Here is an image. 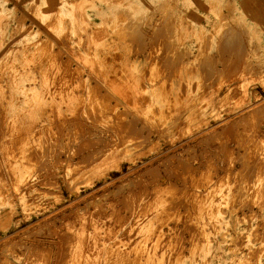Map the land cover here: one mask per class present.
<instances>
[{
    "label": "rangeland",
    "instance_id": "1",
    "mask_svg": "<svg viewBox=\"0 0 264 264\" xmlns=\"http://www.w3.org/2000/svg\"><path fill=\"white\" fill-rule=\"evenodd\" d=\"M0 122V264H264V0H0Z\"/></svg>",
    "mask_w": 264,
    "mask_h": 264
},
{
    "label": "bare ground",
    "instance_id": "2",
    "mask_svg": "<svg viewBox=\"0 0 264 264\" xmlns=\"http://www.w3.org/2000/svg\"><path fill=\"white\" fill-rule=\"evenodd\" d=\"M177 2V1H176ZM162 3H164V2H162ZM161 4V3H160ZM231 5H232V3H231ZM166 6V5H165ZM161 8V7H160ZM31 10V9H30ZM126 10V9H125ZM124 10V11H125ZM127 11V10H126ZM158 11V10H157ZM163 11V10H162ZM161 12V11H160ZM128 13V12H127ZM128 15V14H127ZM168 15V14H167ZM221 15H222V13H221ZM165 16V15H164ZM132 18V17H131ZM146 21V20H145ZM163 21V20H162ZM165 21V20H164ZM166 22V21H165ZM174 22V21H173ZM168 23V22H167ZM155 24V23H154ZM162 24V23H161ZM234 24V23H233ZM174 25V24H173ZM173 25H171V27L173 26ZM148 26V25H147ZM240 27V26H239ZM150 28V27H149ZM170 28V27H169ZM139 29V28H138ZM159 30V29H158ZM230 30V29H229ZM173 31V30H172ZM242 31V30H241ZM138 32H139V30H138ZM226 32V31H225ZM134 33V32H133ZM228 33V32H227ZM229 33H231V32H229ZM240 33V32H239ZM141 34V33H140ZM226 34V33H225ZM238 34V33H237ZM171 35V34H170ZM224 35V34H223ZM227 35V34H226ZM141 36V35H140ZM238 36H239V34H238ZM207 37H209V36H207ZM219 37H220V35H219ZM227 37V36H226ZM226 37H224V38H226ZM139 38V37H138ZM160 38V37H159ZM238 38V37H237ZM162 39V38H161ZM219 39V38H218ZM152 40V39H151ZM154 40V39H153ZM230 40V39H229ZM246 40V39H245ZM207 41V40H206ZM138 42V41H137ZM141 42V41H140ZM143 42V41H142ZM217 43V42H216ZM226 43H227V41H226ZM229 43V42H228ZM154 45V44H153ZM223 45V44H222ZM221 45V46H222ZM236 45V44H235ZM64 46H65V44H64ZM144 46V45H143ZM219 46V45H218ZM140 47V46H139ZM170 47V46H169ZM224 47V46H223ZM234 47V46H233ZM244 47V46H243ZM58 48V47H57ZM140 48H142V47H140ZM226 48V47H225ZM241 48V47H240ZM252 48V47H251ZM139 49V48H138ZM146 49V48H145ZM234 49V48H233ZM244 49V48H243ZM208 50V49H207ZM227 50V49H226ZM240 50V49H239ZM242 50V49H241ZM141 50H139V52H140ZM143 51V50H142ZM168 51V50H167ZM231 51H232V49H231ZM238 51V50H237ZM54 52V51H53ZM134 52V51H133ZM241 52V51H240ZM163 54H164V52H162ZM220 53V52H219ZM221 54V53H220ZM219 54V55H220ZM228 54V53H227ZM231 54H232V52H231ZM241 54V53H240ZM161 55V54H160ZM216 55V54H215ZM222 55V54H221ZM242 55V54H241ZM188 56V55H187ZM229 56V55H228ZM145 57V56H144ZM148 57V56H147ZM221 57V56H220ZM223 57V56H222ZM67 58V57H66ZM160 58V57H159ZM180 59V58H179ZM212 60L213 61H215L214 60V58H212ZM234 60V59H233ZM65 61V60H64ZM207 61V60H206ZM239 61H241V60H239ZM62 62V61H61ZM205 62V61H204ZM236 62V61H235ZM54 63V62H53ZM160 63V62H159ZM213 63V62H212ZM232 63H234V62H232ZM240 63V62H239ZM167 64V63H166ZM177 64V63H176ZM200 65V64H199ZM231 65V64H230ZM229 65V66H230ZM167 66V65H166ZM176 66V65H175ZM174 66V67H175ZM186 66V65H185ZM205 66V65H204ZM209 66V65H208ZM165 67V66H164ZM172 67V66H171ZM216 67V66H215ZM233 67V65L232 66H230V68H232ZM252 67V66H251ZM115 68V67H114ZM162 68V67H161ZM174 69V68H173ZM205 69V68H204ZM222 69V68H221ZM38 70V69H37ZM172 70V69H171ZM216 70H217V68H216ZM220 70V69H219ZM228 70V69H227ZM239 70V69H238ZM247 70V69H246ZM230 71V70H229ZM235 71H237V70H235ZM200 72V71H199ZM206 72V71H205ZM234 72V71H233ZM146 73H148V72H146ZM145 73V74H146ZM217 73H219V72H217ZM230 73V72H229ZM229 73H228V75H229ZM254 74V73H253ZM206 75V74H205ZM208 75V74H207ZM211 75H212V73H211ZM234 75V74H233ZM146 76H148V75H146ZM80 77H81V75H80ZM170 77V76H169ZM225 77V76H224ZM227 77V76H226ZM231 77V76H230ZM206 78V77H205ZM94 79V78H93ZM229 79V78H228ZM203 80V79H202ZM78 81V80H77ZM216 80H214V82H215ZM205 82H206V80H205ZM155 83V82H154ZM216 83V82H215ZM223 83V82H222ZM141 84V83H140ZM160 84V83H159ZM211 84V83H210ZM213 85V84H212ZM205 86V85H204ZM167 87H168V85H167ZM211 87V86H210ZM101 88V87H100ZM183 89H184V87H182ZM208 89V88H207ZM194 90V89H193ZM205 90H206V88H205ZM204 90V91H205ZM216 91V90H215ZM7 92V91H6ZM194 92V91H193ZM77 93V92H76ZM217 93V92H216ZM91 94V93H90ZM232 96V95H231ZM112 98V97H111ZM230 98V97H229ZM114 99V98H113ZM111 100V99H110ZM123 100V99H122ZM129 102V101H128ZM110 103V102H109ZM259 103V102H258ZM262 103V102H261ZM95 104V103H94ZM109 105V104H108ZM113 105V104H112ZM117 105V104H116ZM252 105V104H251ZM86 107V106H85ZM256 107V106H255ZM261 107V106H260ZM248 109V108H247ZM246 109V110H247ZM87 110V109H86ZM245 110V109H244ZM245 110V111H246ZM95 111V110H94ZM89 112H91V111H89ZM117 112V111H116ZM252 112V111H251ZM88 113V112H87ZM123 113H125V112H123ZM248 113V112H247ZM241 114V113H240ZM78 115V114H77ZM123 115V114H122ZM121 115V116H122ZM126 115H128V114H126ZM125 115V117H127ZM235 115V114H234ZM259 115V114H258ZM262 116V115H261ZM260 116V117H261ZM103 117V116H102ZM124 117V116H123ZM263 117V116H262ZM84 118V117H83ZM95 118H97V116L95 117ZM142 118V117H141ZM81 119V118H80ZM89 119H90V117H89ZM132 119V118H131ZM140 119V118H139ZM241 119H242V117H241ZM245 119V118H244ZM261 119V118H260ZM259 119V120H260ZM99 120V119H98ZM123 120V119H122ZM133 120V119H132ZM235 120V119H234ZM111 121V120H110ZM128 121H130V120H128ZM139 121V120H138ZM238 121V120H237ZM69 122H70V120H69ZM83 122V121H82ZM116 122V121H115ZM124 122V121H123ZM135 122V121H134ZM231 122H232V120H231ZM245 122H248V120L246 119V121ZM1 123V122H0ZM78 123V122H77ZM128 123V122H127ZM141 123V122H140ZM229 123V122H228ZM239 123V122H238ZM81 124V123H80ZM120 124V123H119ZM131 124H132V122H131ZM142 124V123H141ZM244 124V123H243ZM264 124V123H263ZM129 125V124H128ZM62 126V125H61ZM94 126V125H93ZM218 126V125H217ZM236 126V125H235ZM63 127V126H62ZM61 127V128H62ZM83 127V126H82ZM81 127V128H82ZM121 127V126H120ZM131 127V126H130ZM72 128V127H71ZM84 128V127H83ZM132 128H133V125H132ZM141 128H143V127H141ZM145 128H146V126H145ZM225 128V127H224ZM237 128V127H236ZM131 129V128H130ZM129 129V130H130ZM133 129H135V128H133ZM138 129V128H137ZM238 129V128H237ZM61 130V129H60ZM64 130V129H63ZM83 130V129H82ZM139 130V129H138ZM138 130H135V131H138ZM152 130H154V129H152ZM206 130H208V129H206ZM211 130V129H210ZM213 130V129H212ZM224 130V129H223ZM228 130V129H227ZM250 130V129H249ZM255 130V129H254ZM86 131V130H85ZM100 131V130H99ZM160 131V130H159ZM162 131V130H161ZM62 132V131H61ZM150 132V131H149ZM202 132V131H201ZM225 132H226V130H225ZM233 132V131H232ZM235 132V131H234ZM238 132V131H237ZM251 132V131H250ZM69 133V132H68ZM67 133V134H68ZM203 133V132H202ZM215 133V132H214ZM58 134V133H57ZM64 134V133H63ZM79 134V133H78ZM137 134V133H136ZM163 134V133H162ZM211 134H212V132H211ZM217 134V133H216ZM232 134V133H231ZM252 134V133H251ZM84 135V134H83ZM199 135V134H198ZM221 135H222V133H221ZM254 135V134H253ZM51 136V135H50ZM66 136H68V135H66ZM231 136V135H230ZM72 137V136H71ZM75 137V136H74ZM196 137V136H195ZM212 137V136H211ZM232 137V136H231ZM63 138V137H62ZM215 138V137H214ZM87 139V138H86ZM191 139V138H190ZM62 140V139H61ZM79 140V139H78ZM82 140V139H81ZM98 140V139H97ZM221 140V139H220ZM248 140H249V138H248ZM85 141V140H84ZM89 141V140H88ZM99 141V140H98ZM187 141V140H186ZM185 141V142H186ZM189 141V140H188ZM200 141V140H199ZM256 141V140H255ZM102 142V141H101ZM209 142V141H208ZM220 142V141H219ZM227 142V141H226ZM54 143V142H53ZM90 143V142H89ZM92 144H93V142H91ZM255 143V142H254ZM27 144V143H26ZM65 144V143H64ZM81 144V143H80ZM181 144V143H180ZM184 144V143H183ZM208 143H206V145H207ZM52 145V144H51ZM82 145V144H81ZM94 145V144H93ZM197 145H198V143H197ZM260 145V144H259ZM48 146V145H47ZM54 146V145H53ZM78 146H79V144H78ZM84 146V145H83ZM88 146V145H87ZM86 146V147H87ZM90 146V145H89ZM176 146V145H175ZM81 147V146H80ZM91 147V146H90ZM93 147V146H92ZM91 147V148H92ZM190 147V146H189ZM39 149V148H38ZM101 149H102V147H101ZM188 149V148H187ZM16 150V149H15ZM78 150V149H77ZM81 150V149H80ZM186 150V149H185ZM190 150V149H189ZM223 150V149H222ZM221 151V150H220ZM224 151V150H223ZM48 153V152H47ZM164 153V152H163ZM225 153H226V151H225ZM229 153V152H228ZM227 153V154H228ZM19 154V153H18ZM94 154V153H93ZM193 154H194V152H193ZM259 154V153H258ZM87 155V154H86ZM162 155V154H161ZM264 155V154H263ZM73 156V155H72ZM88 156V155H87ZM201 156V155H200ZM203 156H204V154H203ZM224 156H225V154H224ZM17 157H19V156H17ZM236 157V156H235ZM190 158V157H189ZM193 158V157H192ZM201 158V157H200ZM212 158V157H211ZM262 158H263V156H262ZM67 159V158H66ZM88 159V158H87ZM177 159H179V158H177ZM224 159V158H223ZM166 160V159H165ZM186 160V159H185ZM218 160V159H217ZM221 160V159H220ZM225 160V159H224ZM10 161V160H9ZM8 161V162H9ZM47 161H48V159H47ZM46 161V162H47ZM58 161V160H57ZM262 161H264V159H262ZM62 162V161H61ZM166 162V161H165ZM178 163V162H177ZM261 163V162H260ZM181 164V163H180ZM263 164H264V162H263ZM45 165V164H44ZM43 165V166H44ZM41 166V165H40ZM67 166V165H66ZM141 166V165H140ZM241 166V165H240ZM249 166H251V165H249ZM262 166H264V165H262ZM218 167V166H217ZM256 167H257V165H256ZM259 167V166H258ZM43 168V167H42ZM151 168V167H150ZM159 168V167H158ZM166 168V167H165ZM136 169V168H135ZM152 169V168H151ZM185 169V168H184ZM223 169V168H222ZM259 169V168H258ZM38 170V169H37ZM130 171V170H129ZM171 171V170H170ZM39 172H40V170H39ZM173 172V171H172ZM128 173V172H127ZM142 173V172H141ZM153 173V172H152ZM154 174H155V172H154ZM173 174V173H172ZM207 174V173H206ZM224 174H225V172H224ZM53 175V174H52ZM123 175V174H122ZM137 175V174H136ZM156 175H158V174H156ZM259 175V174H258ZM141 176V175H140ZM143 176V175H142ZM173 176V175H172ZM137 177V176H136ZM139 177V176H138ZM154 177V176H153ZM262 177V176H261ZM157 178V177H156ZM169 178V177H168ZM255 178V177H254ZM118 179V178H117ZM135 179V178H134ZM139 179H141V178H139ZM147 179V178H146ZM156 181V180H155ZM110 182V181H109ZM148 182V181H147ZM169 182V181H168ZM175 182V181H174ZM2 183V182H1ZM123 183V182H122ZM140 183V182H139ZM149 183H151V182H149ZM154 183H156V182H154ZM255 183V182H254ZM108 184V183H107ZM171 184V183H170ZM106 185V184H105ZM139 186V185H138ZM184 186V185H183ZM83 187V186H82ZM37 188V187H36ZM133 189H134V187H133ZM146 189V188H145ZM122 190V189H121ZM128 190V189H127ZM143 190V189H142ZM113 191V190H112ZM120 191V190H119ZM154 191V190H153ZM155 192V191H154ZM92 193V192H91ZM108 193V192H107ZM120 193V192H119ZM141 193V192H140ZM90 194V193H89ZM101 195V194H100ZM144 195V194H143ZM154 195V194H153ZM152 195V196H153ZM129 196V195H128ZM82 199V198H81ZM140 200V199H139ZM259 200V199H258ZM77 201V200H76ZM95 201V200H94ZM102 201V200H101ZM138 201V200H137ZM88 202V201H87ZM122 202V201H121ZM134 202V201H133ZM150 202V201H149ZM123 203V202H122ZM116 204V203H115ZM137 204V203H136ZM258 204V203H257ZM73 206V205H72ZM125 207V206H124ZM248 207V206H247ZM260 207V206H259ZM73 208V207H72ZM84 208V207H83ZM131 208V207H130ZM78 210V209H77ZM95 210V209H94ZM142 210V209H141ZM173 211V210H172ZM223 211V210H222ZM54 212V211H53ZM53 212H51V213H53ZM110 212V211H109ZM243 214V213H242ZM224 215V214H223ZM73 217V216H72ZM44 218V217H43ZM126 218V217H125ZM56 219V218H55ZM129 219V218H128ZM147 219V218H146ZM63 220V219H62ZM142 220V219H141ZM119 221V220H118ZM53 222V221H52ZM67 222V221H66ZM262 222V221H261ZM33 223V222H32ZM44 223V222H43ZM65 224V223H64ZM137 224V223H136ZM263 224V223H262ZM63 225V224H62ZM75 225H77V224H75ZM89 225V224H88ZM123 225V224H122ZM263 226H264V224H263ZM262 226V227H263ZM55 227V226H54ZM60 227V226H59ZM115 227V226H114ZM130 227V226H129ZM56 228V227H55ZM177 229V228H176ZM264 229V228H263ZM127 230V229H126ZM129 230V229H128ZM18 231V230H17ZM115 231V230H114ZM85 232V231H84ZM260 232V231H259ZM16 233V232H15ZM31 233H32V231H31ZM34 233V232H33ZM32 233V234H33ZM37 233V232H36ZM65 233H66V231H65ZM31 234V235H32ZM88 234V233H87ZM188 234V233H187ZM40 235V234H39ZM68 235V234H67ZM10 236V235H9ZM28 236H30V235H28ZM89 236V235H88ZM124 237H125V235H124ZM138 237V236H137ZM27 238V237H26ZM87 238V237H86ZM90 238V237H89ZM112 238V237H111ZM253 238V237H252ZM255 238V237H254ZM19 239V238H18ZM35 239V238H34ZM66 239V238H65ZM85 239V238H84ZM164 239V238H163ZM61 240V239H60ZM86 240V239H85ZM90 240V239H89ZM3 241V240H2ZM15 241V240H14ZM39 241V240H38ZM63 241V240H62ZM181 241V240H180ZM33 242V241H32ZM50 242V241H49ZM61 242V241H60ZM233 242V241H232ZM15 243V242H14ZM51 243V242H50ZM82 245H84V242H83V240H82ZM88 243V242H87ZM90 243V242H89ZM137 243V242H136ZM188 243V242H187ZM80 244V243H79ZM133 244V243H132ZM11 245V244H10ZM22 245V244H21ZM25 245V244H24ZM88 245V244H87ZM86 245V246H87ZM100 245H101V243H100ZM104 245V244H103ZM109 245V244H108ZM13 246V245H12ZM17 246V245H16ZM71 246V245H70ZM102 246V245H101ZM190 246V245H189ZM48 247V246H47ZM66 247V246H65ZM84 247V246H83ZM89 247V246H88ZM110 247V246H109ZM132 247V246H131ZM6 248V247H5ZM8 248V247H7ZM24 248V247H23ZM27 248V247H26ZM32 248H34V247H32ZM85 248V247H84ZM243 248V247H242ZM52 249V248H51ZM91 249V248H90ZM100 249H101V247H100ZM99 249V250H100ZM107 250H108V247L106 248ZM198 249V248H197ZM21 250V249H20ZM80 250V249H79ZM86 250V249H85ZM96 250H98V249H96ZM95 250V251H96ZM98 250V251H99ZM245 250H247V249H245ZM58 251H59V249H58ZM78 251V250H77ZM97 251V252H98ZM196 251V250H195ZM62 252V251H61ZM79 252V251H78ZM82 250H81V254H82ZM85 252V251H84ZM87 252V251H86ZM97 252H95V253H97ZM16 253V252H15ZM28 253V252H27ZM36 253V252H35ZM92 253H93V251H92ZM150 253V252H149ZM189 253V252H188ZM31 254H32V252H31ZM48 254V253H47ZM53 254H55V253H53ZM65 254V253H64ZM75 254V253H74ZM84 254V253H83ZM94 254V253H93ZM98 254H100V253H98ZM111 254V253H110ZM109 254V255H110ZM40 255V254H39ZM60 255V254H59ZM77 255V254H76ZM80 255V254H79ZM90 255V254H89ZM95 255V254H94ZM97 255V254H96ZM193 255V254H192ZM2 256V255H1ZM93 256V255H92ZM98 256H100V255H98ZM111 256V255H110ZM251 256V255H250ZM26 257V256H25ZM49 257V256H48ZM60 257V256H59ZM82 257H84V255L82 256ZM97 257V256H96ZM103 257V256H102ZM107 257V256H106ZM142 257V256H141ZM78 258V257H77ZM81 258V257H80ZM86 258V257H85ZM95 258V257H94ZM41 259V258H40ZM45 259V258H44ZM50 259V258H49ZM86 259H88V258H86ZM98 259V258H97ZM96 259V260H97ZM154 259V258H153ZM258 259V258H257ZM256 259V260H257ZM99 260V259H98ZM98 260H97V262L96 263H98ZM106 260H107V258H106ZM106 260H105V262H106ZM143 260V259H142ZM247 260V259H246ZM75 261V260H74ZM73 261V262H74ZM77 261V260H76ZM81 261V260H80ZM94 261V260H93ZM141 261V260H140ZM59 262V261H58ZM84 262V261H83ZM11 263V262H10ZM109 263V262H108ZM41 264V263H40ZM44 264V263H43ZM47 264V263H46ZM60 264V263H59ZM78 264H80V263H78ZM95 264V263H94ZM110 264V263H109ZM257 264V263H256Z\"/></svg>",
    "mask_w": 264,
    "mask_h": 264
}]
</instances>
